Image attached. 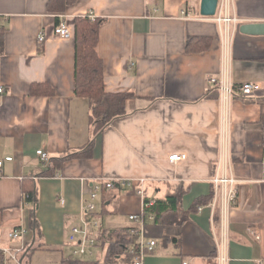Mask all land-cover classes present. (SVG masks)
Masks as SVG:
<instances>
[{
	"label": "crops",
	"instance_id": "obj_1",
	"mask_svg": "<svg viewBox=\"0 0 264 264\" xmlns=\"http://www.w3.org/2000/svg\"><path fill=\"white\" fill-rule=\"evenodd\" d=\"M200 2L76 0L52 13L49 0H0V250L9 251L4 264H33L35 252L71 251L69 231L79 224L94 186L117 179L146 180L145 196L152 202L182 190L184 211L209 198L181 226L146 222L145 240L157 245L143 264H218V253L224 264H264V35L239 32L243 24H264V0H234L229 14L237 23L228 26L197 20ZM183 9L195 19L183 20ZM89 14L102 21L97 52L105 91L132 95L125 115L99 132L88 101L74 95L73 39L54 34L61 18L71 28L75 18ZM210 78L252 83L256 90L249 98L235 92L225 102ZM36 83L48 84L54 94L31 96ZM38 150L48 155L47 164ZM70 154L80 156L60 163ZM173 154L186 158L174 164ZM222 174L238 192L225 219L220 189L212 183ZM28 188L36 194L33 212L23 195ZM93 203L99 211L89 218L114 230L110 235L138 226L129 219L142 212L134 192L102 188ZM19 227L27 233L10 240L9 232Z\"/></svg>",
	"mask_w": 264,
	"mask_h": 264
},
{
	"label": "trees",
	"instance_id": "obj_2",
	"mask_svg": "<svg viewBox=\"0 0 264 264\" xmlns=\"http://www.w3.org/2000/svg\"><path fill=\"white\" fill-rule=\"evenodd\" d=\"M76 0H49L48 11L60 13L65 6L74 3ZM59 22H57L58 24ZM101 20L86 17H77L73 20L70 28L74 44V95L78 98L86 99L90 105V122L95 125L97 132L106 129L115 119L125 115V103L132 97L131 94L117 93L111 94L105 91L103 64L98 56L97 45L99 38V28ZM3 40V33L0 31V41ZM197 41V40H196ZM191 44V42L189 43ZM188 52L191 50L188 49ZM54 90L48 84H32L30 95L52 96ZM91 146L88 145V148ZM79 154L61 156L58 160H65L79 157ZM25 201L32 206V212L37 206V199L34 190L28 188L24 192ZM183 191L176 190L167 195L164 199L154 201L152 207L147 210L153 216V224L160 226H181L191 213L197 212L198 207L209 202V198H199L195 200L192 207L184 211L182 209ZM149 201V199H147ZM34 216V215H33ZM32 216V230L36 236L39 234L38 224ZM136 247V240L129 235V231H115L111 234V240L106 244L102 242L101 248L104 251L103 261L98 260H78L71 257L63 258L60 264H130L134 255L130 249ZM31 255L26 253L25 256Z\"/></svg>",
	"mask_w": 264,
	"mask_h": 264
},
{
	"label": "built area",
	"instance_id": "obj_3",
	"mask_svg": "<svg viewBox=\"0 0 264 264\" xmlns=\"http://www.w3.org/2000/svg\"><path fill=\"white\" fill-rule=\"evenodd\" d=\"M234 0H218L216 14L214 17H202L199 16L197 20H215L218 23H223L228 26L231 23L236 24L237 19L233 18L229 14L230 7ZM181 18L183 20H194L195 18L192 16V13L188 9H183L180 12ZM91 20H94L93 14H89L87 16ZM54 34L57 38L67 40L72 37V32L70 27L68 26L66 20L63 18L60 19L56 28L54 29ZM38 43L42 44L45 41L44 34H39L37 37ZM208 83L211 86H214L219 91L222 100L225 102H229L234 96L235 92L242 98H249L254 94L256 90V86L252 83H245L241 85H235L224 78H210ZM3 92V89L0 88V94ZM37 157L41 162L47 164L49 161L48 155L41 150L36 151ZM186 156L184 154H173L169 157V161L171 163H178L184 161ZM10 160V158L6 159ZM3 162L0 160V169L2 168ZM146 180H108L105 181L103 186L96 185L94 186V191L90 194L91 201L83 208L82 214L80 217L79 224L72 227L68 234V242L72 245L71 247V255L72 257H91L93 255L92 249L101 247L102 242L108 243L111 240V235L105 237L101 235V238L98 234H95V230L99 228L100 224L98 220L95 218H89L91 215L95 213V204L93 201L97 198V193L100 190H112L116 187L124 190L131 191L134 194L142 199V212L140 214H135L129 216L130 221L138 224L135 228H131L129 230V235L134 237L136 240V247L134 249H130V253L135 257L130 264H143V260L146 255L154 252L156 248V242L146 241L145 240V231L144 224L148 221H153V216L147 213V210L153 206L154 202L148 201L145 196L144 185ZM212 183L215 187L220 189L219 191V201L222 214L221 216L225 219V215L227 213L228 208L235 203L237 197V189L234 186L235 181L231 178L226 177L225 174H222L220 178H215ZM200 210V208H198ZM27 233V230L23 227L15 228L8 234V238L12 241L21 240L23 236ZM257 239V237H255ZM9 251L0 250V264H4V254ZM20 253L19 251L16 254L11 255L12 258L16 259V255ZM218 264L226 263L227 259L222 255V253H218L217 256ZM183 264H188V262H184Z\"/></svg>",
	"mask_w": 264,
	"mask_h": 264
},
{
	"label": "rangeland",
	"instance_id": "obj_4",
	"mask_svg": "<svg viewBox=\"0 0 264 264\" xmlns=\"http://www.w3.org/2000/svg\"><path fill=\"white\" fill-rule=\"evenodd\" d=\"M96 211H99V209H96ZM100 223V222H98ZM101 226V223H100ZM94 229L95 234L101 233L103 236L108 237L110 236V233L114 230L106 229V227L103 228V226L100 228ZM102 230V231H101ZM107 244V243H106ZM93 255L91 257L84 256V257H72L71 251L68 249H64L62 252H51V253H44V252H35L31 258L33 264H60L61 260L63 258L71 257L72 259H78V260H98L99 262L103 261L104 257V251L103 248L97 247L92 249Z\"/></svg>",
	"mask_w": 264,
	"mask_h": 264
},
{
	"label": "water",
	"instance_id": "obj_5",
	"mask_svg": "<svg viewBox=\"0 0 264 264\" xmlns=\"http://www.w3.org/2000/svg\"><path fill=\"white\" fill-rule=\"evenodd\" d=\"M218 0H201L200 2V16L214 17L216 14ZM239 32L245 35L262 36L264 35L263 23L243 24L239 27Z\"/></svg>",
	"mask_w": 264,
	"mask_h": 264
}]
</instances>
